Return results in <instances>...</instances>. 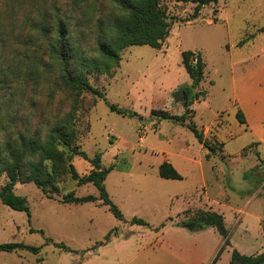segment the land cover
<instances>
[{"label":"rangeland","instance_id":"obj_1","mask_svg":"<svg viewBox=\"0 0 264 264\" xmlns=\"http://www.w3.org/2000/svg\"><path fill=\"white\" fill-rule=\"evenodd\" d=\"M166 3L172 24L161 49L127 47L110 75L90 74L89 83L103 94L97 98L53 84L42 45L25 41L30 0H0V143L15 130L42 140L75 107V146L89 159L100 154L102 168L113 166L104 185L125 220L115 219L100 201L63 204L70 193L98 196L92 184L78 186L69 174L46 193L32 183H17L13 191L25 198L30 221L0 202V244L40 250L0 252V264H210L221 236L212 228L192 233L175 226L197 209L223 216L231 249L264 253V83L257 80L264 66V0H220L188 23L194 4ZM87 40L94 36L88 33ZM184 51L199 53L205 63L199 88L207 94L194 103L185 124H194L214 148L208 159V150L186 126L151 116L152 110L184 114L172 98L191 83L181 65ZM110 105L132 116L111 112ZM238 111L245 124L238 122ZM165 160L181 180L158 176ZM69 163L80 176L91 169L80 157ZM7 181L1 174L0 188ZM134 217L148 226L131 225ZM98 243L103 244L92 251ZM225 249L215 264H228Z\"/></svg>","mask_w":264,"mask_h":264},{"label":"trees","instance_id":"obj_2","mask_svg":"<svg viewBox=\"0 0 264 264\" xmlns=\"http://www.w3.org/2000/svg\"><path fill=\"white\" fill-rule=\"evenodd\" d=\"M171 1L195 5L193 14L184 21L188 23L199 16L202 7L217 4L220 0ZM104 6L107 13L102 15L101 7ZM30 8V30L25 41L28 38L33 46L42 45L41 55L45 52L49 61L45 63L46 72L51 73L53 70L55 74L53 84L61 91H71L75 96L91 93L97 98H102L103 94L89 83L88 76L110 75V71L119 66L120 52L127 47L149 46L156 50L161 49L172 24L166 0H67L64 6L60 5L58 0H30ZM97 12H100L99 16H96ZM88 33L94 36L93 42L87 40ZM37 57L32 58L38 61ZM181 65L191 83L175 90L172 98L175 104L183 107L184 114L176 116L167 111L152 110L151 116L186 126L197 142L208 150L205 156L208 159L215 154L214 148L203 139L202 131L194 124H185L186 116L192 117L194 114V103L205 98L207 94V91L199 88L204 77L205 63L199 53L184 51L181 53ZM109 109L122 116H132L115 105H110ZM75 110L73 107L66 112L42 140L15 130L13 137L7 135L6 140L0 143V175L5 174L8 180L0 188V202L11 210L25 213L30 221L27 202L24 197L14 193V185L32 183L46 193L49 187H54L56 179L69 174L78 186L92 184L98 196L76 197L70 193L62 198L63 204L78 205L100 201L115 219L125 222L121 211L109 198L104 185L106 176L114 170L113 166L102 168L100 154L89 159L75 146ZM236 118L239 123L245 124V118L240 111L237 112ZM219 146L222 148L223 145ZM75 157L82 158L91 166L87 174L80 176L69 163ZM157 173L165 180L182 179L168 161H163L158 166ZM130 224L148 226L145 221L135 217L130 220ZM175 226L192 233L212 228L221 236L223 244L210 264H215L221 252L230 246L229 231L226 229L224 218L215 211L197 209L178 221ZM30 233L43 235L41 230H30ZM109 239L110 233L105 236V242ZM45 240L65 252H73L62 243H53L48 238ZM102 244L94 245L91 250H96ZM39 250L38 247L23 243L0 244V252L4 253L27 251L37 254ZM229 264H264V253L246 256L232 249Z\"/></svg>","mask_w":264,"mask_h":264},{"label":"crops","instance_id":"obj_3","mask_svg":"<svg viewBox=\"0 0 264 264\" xmlns=\"http://www.w3.org/2000/svg\"><path fill=\"white\" fill-rule=\"evenodd\" d=\"M263 70L260 72L261 73V75H260V77H258V78H260V79H257L258 81H261L262 83H264V66H263V68H262ZM256 75H258V74H256ZM249 78H250V76H249ZM246 88H244L243 90H245ZM246 91H249V89H246ZM246 121H247V119H246ZM166 161V160H165ZM258 221H260V217L258 218ZM228 253H230V257H229V261H230V258H231V251H232V249H231V247H226V249H225ZM258 251V250H257ZM240 254H242V255H246V256H252V255H256V252L255 253H253V254H246L245 253V251L244 250H239L238 251ZM228 264H229V262H228Z\"/></svg>","mask_w":264,"mask_h":264},{"label":"water","instance_id":"obj_4","mask_svg":"<svg viewBox=\"0 0 264 264\" xmlns=\"http://www.w3.org/2000/svg\"><path fill=\"white\" fill-rule=\"evenodd\" d=\"M263 232H264V228H263Z\"/></svg>","mask_w":264,"mask_h":264}]
</instances>
